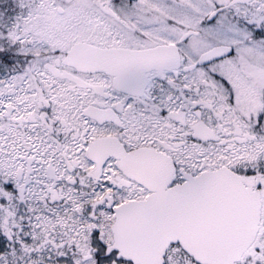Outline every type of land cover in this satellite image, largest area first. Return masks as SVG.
<instances>
[{
    "label": "snow or ice",
    "instance_id": "obj_1",
    "mask_svg": "<svg viewBox=\"0 0 264 264\" xmlns=\"http://www.w3.org/2000/svg\"><path fill=\"white\" fill-rule=\"evenodd\" d=\"M0 264H264V0H0Z\"/></svg>",
    "mask_w": 264,
    "mask_h": 264
}]
</instances>
